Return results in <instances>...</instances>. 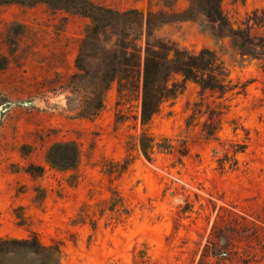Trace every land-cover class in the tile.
<instances>
[{
	"label": "rangeland",
	"instance_id": "rangeland-1",
	"mask_svg": "<svg viewBox=\"0 0 264 264\" xmlns=\"http://www.w3.org/2000/svg\"><path fill=\"white\" fill-rule=\"evenodd\" d=\"M88 1L164 12L155 34L215 50L235 88L219 97L186 82L142 125L140 97L120 95L114 81L99 114L82 117L83 98L67 84L90 19L44 4L0 5V238L36 236L50 247L0 264H264V69L201 13L188 19V0ZM221 6L237 27L264 0ZM213 111L221 114L210 120ZM142 133L171 148L155 146L148 160ZM62 141L78 146L73 169L46 159Z\"/></svg>",
	"mask_w": 264,
	"mask_h": 264
},
{
	"label": "trees",
	"instance_id": "trees-1",
	"mask_svg": "<svg viewBox=\"0 0 264 264\" xmlns=\"http://www.w3.org/2000/svg\"><path fill=\"white\" fill-rule=\"evenodd\" d=\"M183 14L193 19L201 13L215 26L219 35H226L231 45L243 57L259 62L264 69V8L255 9L241 26L234 27L223 12L222 0H188ZM44 4L56 10H66L90 19L85 36L81 39L75 59L77 72L68 77L67 88L81 95L83 104L79 115L94 118L103 108L104 94L110 84L118 83V92L136 93L140 97V121L150 122L162 103L173 99L184 89L186 82L196 84L201 93L210 91L219 97L234 90L228 79V70L220 55L213 49L189 51L174 42L158 37L154 30L163 22L164 12H143L139 9L117 10L88 0H0V5ZM178 77L179 79H176ZM221 111H213V120ZM214 122L204 126L206 136H214ZM171 148L154 143L146 133L139 137V147L145 158L151 159L153 148ZM239 150H243L241 145ZM47 161L61 170L73 169L79 160L75 142L53 143ZM50 247L40 245L36 236L28 239L0 238V258L18 251L42 254Z\"/></svg>",
	"mask_w": 264,
	"mask_h": 264
},
{
	"label": "built area",
	"instance_id": "built-area-1",
	"mask_svg": "<svg viewBox=\"0 0 264 264\" xmlns=\"http://www.w3.org/2000/svg\"><path fill=\"white\" fill-rule=\"evenodd\" d=\"M227 255V253H222V256H226ZM221 264H223V263H221Z\"/></svg>",
	"mask_w": 264,
	"mask_h": 264
}]
</instances>
